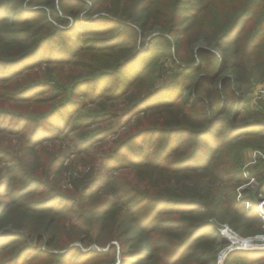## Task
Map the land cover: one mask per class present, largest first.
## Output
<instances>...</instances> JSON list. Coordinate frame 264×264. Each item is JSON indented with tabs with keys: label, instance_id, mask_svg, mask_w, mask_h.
Instances as JSON below:
<instances>
[{
	"label": "trees",
	"instance_id": "obj_1",
	"mask_svg": "<svg viewBox=\"0 0 264 264\" xmlns=\"http://www.w3.org/2000/svg\"><path fill=\"white\" fill-rule=\"evenodd\" d=\"M257 68L264 0H0V264H219L222 228L264 235L237 198Z\"/></svg>",
	"mask_w": 264,
	"mask_h": 264
},
{
	"label": "rangeland",
	"instance_id": "obj_2",
	"mask_svg": "<svg viewBox=\"0 0 264 264\" xmlns=\"http://www.w3.org/2000/svg\"><path fill=\"white\" fill-rule=\"evenodd\" d=\"M196 49L197 48H195L193 52H196ZM159 68H161V73L159 74V77L157 80L158 84L168 86V85L174 84L179 79V71L177 68H175L172 65L170 60H167V59L162 60L159 65ZM82 74H83L82 71L78 72V75H82ZM227 74L229 75V73ZM243 91H244V97H245L244 98V103L246 105L245 107H247L249 110L253 111L254 113L258 115L260 114L254 119L261 121V123L264 122V113H263L264 111V106H263L264 74H263V77L260 76V70L258 68L252 72V75L250 77V85H247ZM259 91L263 92L262 96L259 94ZM245 118H246V115H244V113H242L241 116L239 117L240 120H243ZM251 121L252 122L250 123H255V120H251ZM261 129H264V128H261ZM245 138L246 137H243L242 139L245 140ZM242 142L243 141H241L239 145H237L236 153H238V162H239L238 165L240 166V171H241L244 183L238 188V191L240 193H238L237 198L242 199L243 198L242 196L244 195L245 197H250L242 203L243 204L242 207L244 208L245 211H248L253 208L254 209L258 208L259 210L260 207L262 206H263L262 209L264 211L263 194L259 192L264 185L263 184L260 185L261 181L259 182L255 178H252L250 175V173L255 169V167L263 164L264 150H263V147L258 146V143H260V140L258 139V137L255 139L254 142H250L246 148L245 147L240 148V146H242ZM254 191H256L254 193V197L256 200H258V203L254 201V198L252 196ZM260 218L263 221V216ZM223 232L224 233H221V235H224L230 239L228 240V243H229L228 247L221 251L222 253H225L224 259L222 260L224 261V264H225V259L229 252L237 251V250H246V249H253V250L264 249V235L241 238L235 232H233L231 236H229L228 234L229 231H224L223 229ZM235 239L237 240L234 241ZM229 248H231V250H228ZM230 264H238V263L231 261ZM239 264L241 263L239 262ZM252 264H258V263L253 262Z\"/></svg>",
	"mask_w": 264,
	"mask_h": 264
},
{
	"label": "built area",
	"instance_id": "obj_3",
	"mask_svg": "<svg viewBox=\"0 0 264 264\" xmlns=\"http://www.w3.org/2000/svg\"><path fill=\"white\" fill-rule=\"evenodd\" d=\"M259 94L262 96L263 95V92H260L259 91ZM264 96V95H263ZM263 207V206H262ZM262 207H260V209L258 210V208H255V211H257V213L259 214V216L260 217H262L263 216V222H264V211H263V209H262ZM223 229H224V231H229V236H231V234H233V231L232 230H230L228 227H224V228H222L221 230H220V233H224L223 232ZM223 237H225L226 238V240L228 241V240H230L229 238H227L226 236H224V235H222ZM235 236V235H234ZM231 238V237H230ZM237 240V239H236ZM236 240H234V241H236ZM233 241V242H234ZM232 242V243H233ZM231 243V242H230ZM228 250H231V248H229ZM224 254L225 253H219V256H218V263L220 264L221 263V261L224 259Z\"/></svg>",
	"mask_w": 264,
	"mask_h": 264
},
{
	"label": "water",
	"instance_id": "obj_4",
	"mask_svg": "<svg viewBox=\"0 0 264 264\" xmlns=\"http://www.w3.org/2000/svg\"><path fill=\"white\" fill-rule=\"evenodd\" d=\"M262 184L264 185V180H262V181L260 182V185H262ZM255 192H256V191L253 192L252 196H253V198H254V201H255L256 203H258V200H256L255 197H254V193H255ZM221 264H224V261H222Z\"/></svg>",
	"mask_w": 264,
	"mask_h": 264
},
{
	"label": "bare ground",
	"instance_id": "obj_5",
	"mask_svg": "<svg viewBox=\"0 0 264 264\" xmlns=\"http://www.w3.org/2000/svg\"><path fill=\"white\" fill-rule=\"evenodd\" d=\"M236 240V239H235Z\"/></svg>",
	"mask_w": 264,
	"mask_h": 264
}]
</instances>
